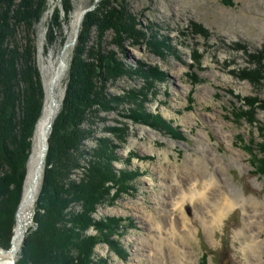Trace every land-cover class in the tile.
<instances>
[{
	"label": "rangeland",
	"instance_id": "374dc122",
	"mask_svg": "<svg viewBox=\"0 0 264 264\" xmlns=\"http://www.w3.org/2000/svg\"><path fill=\"white\" fill-rule=\"evenodd\" d=\"M92 13L101 19L96 25L86 20ZM113 14L115 20L121 18L111 22ZM106 17L110 22H103ZM129 25L136 28L135 34H126ZM83 31L89 33L85 35L89 50L95 46L104 54L98 78L105 82L109 109L94 104L95 110L80 125V133H90L75 149L77 161L72 164L77 166L70 167L65 184L82 182L91 167L86 154L93 155L94 145L103 142L116 156L113 173L124 182L122 190L109 183L107 196L92 215L99 222L109 219L117 225L106 241L101 239L94 247L91 264H178L162 259L149 242V235L158 234L161 228L172 233L175 221L192 230L182 242L194 264H252L245 248L247 235L261 247L257 257L264 264V0H45L32 34L44 94L41 115L31 138L7 247L1 241L6 235L0 213V248H12L19 215L25 226L13 264L21 259L27 242L32 250L39 245L32 234L46 231L36 219L39 215L43 221L45 214L38 204L46 171L52 167L48 155L54 124L64 118L59 115L68 96L75 51L84 44L80 39ZM110 52L134 75H117L114 63L106 57ZM62 56L66 69L57 87L58 107L49 130L43 172L32 204L22 211L37 125ZM194 160L205 161V168L216 175L219 184L211 191L214 198H224L226 203V197L238 193L246 200L243 206L211 224L213 212L205 215L195 201L182 203L181 196L188 197L186 188L203 178ZM12 189H7V201L15 195ZM86 205L71 202L66 219L80 214ZM1 206V210L5 208ZM93 234H98L93 227L85 232V236ZM54 240L53 246L57 236Z\"/></svg>",
	"mask_w": 264,
	"mask_h": 264
},
{
	"label": "trees",
	"instance_id": "16d2710c",
	"mask_svg": "<svg viewBox=\"0 0 264 264\" xmlns=\"http://www.w3.org/2000/svg\"><path fill=\"white\" fill-rule=\"evenodd\" d=\"M44 9L45 0H0V203L5 207L0 209V216L6 235V240H1L4 247L9 243L15 223V210L31 152V138L41 115L44 94L40 72L35 65L32 34ZM86 17L88 22L94 24L101 20L97 19L94 13ZM120 18L116 17V20ZM112 19L116 22L114 14L111 22ZM106 21L110 22L109 17L103 20L105 23ZM118 25L125 26L124 23ZM135 29L129 25L126 34H135ZM21 32L22 36L19 38ZM84 33L83 31L80 38L84 40V44L75 51L77 57L70 71L68 96L59 115L64 118L61 123L58 121L59 123L54 124L53 141L48 155V163L52 167L46 171L44 193L38 204L45 214L43 221L39 215L36 219L46 231L41 230V233H37L38 236L32 234L35 242L39 240V245H36L37 248L34 246L35 249L32 250L29 246L31 244L27 242L17 264H91L94 247L101 239L106 241L117 225L114 220L99 222L92 216L97 206L103 203L102 198L108 194V183L114 182L121 190L120 184L124 183L113 173L111 164L116 156L107 151L110 150L109 144L105 142L107 147L100 146V152L95 153L96 159L91 162L89 172L85 174L82 182H71L68 186L65 184L70 167L77 166V163L72 164L77 161L75 149H78L80 141L86 138L87 135L84 134L90 133H80V125L86 121L88 112L95 110L94 104L104 110L109 109L103 88L105 82L98 78L103 67V60H100L104 54L95 46L89 50L85 44V41L89 40L85 35L89 36V33ZM120 33L124 35L122 30ZM114 55L110 52L106 57L114 63L117 75H134L130 67L126 69V64L118 61ZM12 186L15 195L7 201L4 197L7 189ZM73 201L85 202L87 208H82L80 214H74L68 220L65 211ZM91 227L97 231V236H85V232ZM2 229L0 228V236ZM76 229L80 230L78 234ZM56 236L58 242L53 246L51 243L54 244Z\"/></svg>",
	"mask_w": 264,
	"mask_h": 264
},
{
	"label": "bare ground",
	"instance_id": "6f19581e",
	"mask_svg": "<svg viewBox=\"0 0 264 264\" xmlns=\"http://www.w3.org/2000/svg\"><path fill=\"white\" fill-rule=\"evenodd\" d=\"M141 34L143 37H145V36L147 37L146 32L145 33L141 32ZM151 41H152V39H151ZM61 61L62 62L59 63L58 67L55 70L54 77L52 78V80L49 83L45 112H44L43 117L41 118V120L39 121V123L37 125V131H36V135L34 138L33 156L31 158V165H30L31 173H30V175H28L29 176L28 180H26L27 182H26V186H25V196H24V200H23V203L21 206L22 211L26 210V208H28L32 204L33 198L35 197V191L39 186L40 176L42 175V172H43L42 168H43V162L45 159L44 154L46 152L45 150H46V146H47V139H48V135H49V130H50L51 123H52L53 119L55 118L54 116H55V113H56V110L58 107L57 87H58L59 81H60V79H61V77H62V75L66 69V62H65L64 56H62ZM242 116H244V115H242ZM136 119H137V117H136ZM247 120H248V118H247ZM84 135L88 136L89 133L84 134ZM103 137H105V136H103ZM108 140H109V141H107L108 143L109 142L113 143L112 140H110L109 138H108ZM104 144L105 143L103 142L102 145H99V146L94 145L95 147L92 150L93 155L86 154L87 158L89 159L88 164H91V162L94 159H96L94 153L100 152L99 151L100 146H103ZM104 146H106V145H104ZM91 148H93V147H91ZM108 149H110V150H107L108 152H110V153L113 152V150L111 151V147L109 145H108ZM83 156H85V154ZM37 163H38V165L35 167V165ZM204 163H206V162L200 161V160H194V165H197V166H195L196 169H198L199 171L200 170L202 171L203 178L201 180L199 179L200 180L199 182L196 181L195 184L193 183L195 185V186L192 185L193 187L191 186V184H189V186H191V188H186V190L188 191L187 192L188 197L186 195L181 196V201H182V203H184L186 201H190V202L195 201L196 204L198 205V207L200 208V210H203L205 215H207V213L213 212L214 218L212 219V221H210L211 224H213V222L215 223L217 221H221L223 215L225 213H228L229 211H231L234 207H236V206L238 207V205L243 206V204H244V202H246V200L243 199L242 195H239L238 193H236V196H237L236 197L231 192H230L231 193L230 196H232V197L231 198L226 197V203L223 202L224 198H220V197L214 198L215 195L212 196L211 191L213 192V191L218 189L219 182H218L216 175L211 174L206 169L207 167L205 168ZM34 169H35V171H34ZM79 171H81V170H79ZM119 175H121V174H119ZM113 184H114V182H113ZM114 188H112V189H114ZM219 199H220V201H219ZM176 210H178V208ZM20 214H21V212H20ZM210 217H211V215H210ZM155 219L157 220V218H155ZM155 223L158 224L159 222H155ZM23 225H24L23 224V218L19 215V223H18V227L16 229V234L14 237V242H13L12 248L10 250H2L0 248V264H13L14 256L18 250V247L20 244V239H21V236H22L23 231H24L25 225L24 226ZM160 225H161V223H160ZM186 226L187 225H185L183 223V225L181 227V224L179 225V223L175 221L172 224V229H173L172 233H170L168 230L165 232L163 230V228H161V230L158 232L159 235L151 233L149 235V242L153 245L151 247L155 248L157 250L159 256L166 261L168 259H172V260L178 261V264L179 263L180 264H183V263L184 264H194L190 260L191 255H189V252L187 251L186 243L182 242L184 239L187 238V235L192 234L191 228L189 226H187V227ZM247 227H248V225H247ZM184 229L187 231L186 233H182V230L184 231ZM180 230H181V232H180ZM245 231L247 233L249 230L246 228ZM120 232H122V230ZM251 237L252 236L247 235V242H246V246H245V248L247 249L246 253L248 254V257L251 259L252 264H261L259 261V258L257 257V253H258L259 249H261V247L255 241V239H252ZM117 254H119V253H117Z\"/></svg>",
	"mask_w": 264,
	"mask_h": 264
}]
</instances>
